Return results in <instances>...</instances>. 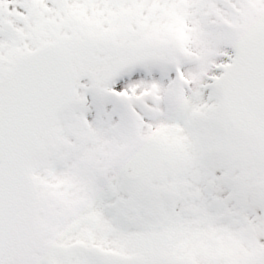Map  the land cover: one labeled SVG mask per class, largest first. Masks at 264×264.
I'll list each match as a JSON object with an SVG mask.
<instances>
[{
    "label": "snow or ice",
    "instance_id": "snow-or-ice-1",
    "mask_svg": "<svg viewBox=\"0 0 264 264\" xmlns=\"http://www.w3.org/2000/svg\"><path fill=\"white\" fill-rule=\"evenodd\" d=\"M0 264H264V0H0Z\"/></svg>",
    "mask_w": 264,
    "mask_h": 264
}]
</instances>
